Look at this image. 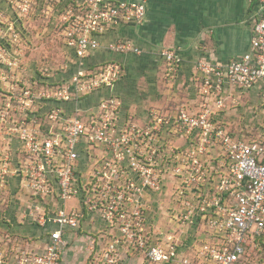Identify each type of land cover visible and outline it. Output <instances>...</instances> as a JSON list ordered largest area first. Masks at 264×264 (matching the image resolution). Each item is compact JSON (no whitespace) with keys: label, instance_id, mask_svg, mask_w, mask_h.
<instances>
[{"label":"built area","instance_id":"obj_1","mask_svg":"<svg viewBox=\"0 0 264 264\" xmlns=\"http://www.w3.org/2000/svg\"><path fill=\"white\" fill-rule=\"evenodd\" d=\"M4 1L0 182L16 175L26 201L18 230L0 222V264H62L86 234L87 264H264V0H247L257 8L246 52L197 58L193 96L142 113L113 94L78 104L122 78L120 62L91 57L143 22L147 0ZM43 4L66 61L25 77L23 29ZM107 47L140 52L126 39ZM159 56L168 75L179 69V48ZM258 84L256 132L234 133L228 117Z\"/></svg>","mask_w":264,"mask_h":264},{"label":"crops","instance_id":"obj_2","mask_svg":"<svg viewBox=\"0 0 264 264\" xmlns=\"http://www.w3.org/2000/svg\"><path fill=\"white\" fill-rule=\"evenodd\" d=\"M256 8L247 0H147L143 22L119 26L113 34L102 39L91 57L94 62L108 59L120 62L124 68L122 78L113 86L91 94L84 102L96 103L113 94L122 101L123 111L137 113L171 101L175 104L186 102L194 93L197 58L207 56L226 62L249 49L251 16ZM9 14L7 3L0 0V17ZM118 38L129 40L140 52L110 50L107 43ZM163 47H177L181 53L180 67L170 75L165 72V63L159 56ZM261 86L258 84L244 91L242 97L252 94L258 98ZM142 89L147 94H143ZM2 146L5 143L0 133V148ZM19 221L11 216L10 220L2 222L18 230ZM74 239L75 243L82 242V238ZM85 261L88 263V257ZM63 264H69V259Z\"/></svg>","mask_w":264,"mask_h":264},{"label":"rangeland","instance_id":"obj_3","mask_svg":"<svg viewBox=\"0 0 264 264\" xmlns=\"http://www.w3.org/2000/svg\"><path fill=\"white\" fill-rule=\"evenodd\" d=\"M45 9L44 4L39 7L38 12L32 15L33 20L27 22L24 27L25 29H23L22 45L25 52L22 62L25 63L29 69L21 70L20 72L25 77H28L30 73L35 70L33 69L34 66L38 68V72L44 71L41 68L58 70L66 61L59 40V29L55 26L56 14L55 12L42 11ZM140 86L144 88V85ZM142 90L143 94H147L144 89ZM89 103L90 102H84L83 100L78 105L80 107H85ZM173 105H175V102L171 101L165 103L163 107L170 109L173 108ZM260 110L261 106L257 97L252 94L241 97V106L237 108L234 114L228 117L234 133L241 132V135H254L256 131L251 129V126L255 121L262 119V112H260ZM245 128L250 130V132L246 131ZM18 183L19 180L16 175H9L4 182H0V222L7 221V219L10 220L11 216L12 219L19 218V211L22 210L19 206L25 205L26 197L23 189H21ZM25 229L26 228H24V230ZM24 230L20 231L24 232ZM87 235L88 234L80 237L82 238V242H71L67 246L63 254V263L67 261V259H69V264L87 263L85 260L90 254V244Z\"/></svg>","mask_w":264,"mask_h":264},{"label":"trees","instance_id":"obj_4","mask_svg":"<svg viewBox=\"0 0 264 264\" xmlns=\"http://www.w3.org/2000/svg\"><path fill=\"white\" fill-rule=\"evenodd\" d=\"M259 253L263 254V259L261 258V261L264 262V250H263V248Z\"/></svg>","mask_w":264,"mask_h":264}]
</instances>
